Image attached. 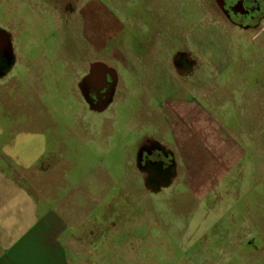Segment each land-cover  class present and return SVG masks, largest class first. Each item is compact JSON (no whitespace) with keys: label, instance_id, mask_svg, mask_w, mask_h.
I'll return each instance as SVG.
<instances>
[{"label":"rangeland","instance_id":"obj_1","mask_svg":"<svg viewBox=\"0 0 264 264\" xmlns=\"http://www.w3.org/2000/svg\"><path fill=\"white\" fill-rule=\"evenodd\" d=\"M207 2L0 0L13 53L10 66L0 69V149L35 161L29 169L15 165L24 181L54 177L45 186L50 204L59 196L73 206L114 211L99 225L91 217L83 223L112 227L99 250L110 264H264V155L245 153L227 169L213 163L219 171L210 170L205 200L195 199L189 184L158 186L168 172L145 165V146L154 144L147 103H167L168 139L181 165L190 166V156L199 166L212 158L199 128L190 132V119L171 113L190 99V74L178 67L181 59L190 64L183 51L190 49V29L208 30L210 49H227L218 47V25L205 22ZM235 30L228 28V36ZM205 70V85L217 92L221 75ZM92 71L104 84L101 92H108L109 78L114 82L105 100L92 99ZM213 109L217 132L235 138L226 128L234 125ZM161 158L169 168L170 158Z\"/></svg>","mask_w":264,"mask_h":264},{"label":"crops","instance_id":"obj_2","mask_svg":"<svg viewBox=\"0 0 264 264\" xmlns=\"http://www.w3.org/2000/svg\"><path fill=\"white\" fill-rule=\"evenodd\" d=\"M205 9L207 26L213 21L223 37L218 47L225 45L227 49H210V32L190 29V49L183 50L190 57V64L186 63L188 68L183 71L190 74V99H183L184 104L178 109L171 108V113L176 120L189 118L190 132L196 127L202 132L204 152L213 154L209 164L205 161L199 166L195 160L191 163L190 156V166L181 165V153L168 139L173 129L164 112L167 103H161L159 107L147 103L153 124L148 137L153 139L156 147L161 145L162 157L170 158L171 162L167 165L169 168L156 163L159 173L164 170L168 174L164 182L155 183L158 186L163 183L171 186L174 182L189 184L190 193L197 200H205L210 189L207 183L212 182L209 179L213 177L210 170L219 171L213 165L215 162L218 165L217 160H220L219 168L227 169L233 162H241L245 153L264 155V16L255 20H236L226 11L224 0H208ZM149 13L156 14L155 11ZM228 28L237 30L228 36ZM248 31L252 33L248 34ZM246 42H252L251 46L248 47ZM180 54L177 52L176 56ZM206 68L221 75L217 92L205 85ZM195 88L196 92L192 90ZM202 92L210 93L201 98ZM203 99L205 105L200 103ZM213 107L218 109L222 120L234 125L226 128L235 134V138L224 140L217 132ZM162 122L166 126L163 129ZM33 163L34 160L26 164L19 153L0 149V264H108L110 260L100 256L99 250L106 246L103 235L113 229H99L98 222L100 217H112L114 211L104 206L95 208L92 203L73 206L59 196H55L54 203L50 204L45 186L54 177L50 174L43 178L30 175L24 181L14 171L15 165L29 169ZM88 217L94 218L92 222H96L97 227L84 226Z\"/></svg>","mask_w":264,"mask_h":264},{"label":"flooded vegetation","instance_id":"obj_3","mask_svg":"<svg viewBox=\"0 0 264 264\" xmlns=\"http://www.w3.org/2000/svg\"><path fill=\"white\" fill-rule=\"evenodd\" d=\"M264 3H260L258 2L257 0H237V1H230V0H224V5H225V8H226V11L228 12V14L238 20L237 17H235L234 15H232V12H231V9L236 11V12H240V15L238 14L237 16L239 17H242L241 19H244V20H255V19H258L262 16H264ZM236 14V13H235ZM13 17L11 16L9 18V21L8 23L11 25L13 23ZM6 23V24H8ZM7 26H3V24L1 25L0 24V29H2L0 31V69L1 67L4 69L6 66H10V60L12 59L13 57V53H12V46H11V40H10V34L6 31V28ZM6 31V32H3ZM187 62L186 61H182L181 59V63L178 64V67H180V69L182 71H185L187 67H184ZM107 71H111V70H107ZM112 73V72H111ZM90 77V82L92 84L97 83L95 84L96 85V90H95V95L93 96V100L94 101H98V100H105L108 96V92L110 91V89L112 90V87H113V81L112 79L109 78V82H108V85H107V93L102 91L101 92V89L103 87V82L102 80H97V81H94L93 79L95 78V71H92L91 72V75H89ZM92 77H94L92 79ZM102 82V83H101ZM109 89V90H108ZM102 94H106V97ZM145 149L147 151V161H145V165H148L150 163H158V162H163L164 160L161 158L162 157V153L160 152L159 150V147H156L154 144H148L147 146H145ZM150 156V157H148ZM151 158V159H150Z\"/></svg>","mask_w":264,"mask_h":264}]
</instances>
